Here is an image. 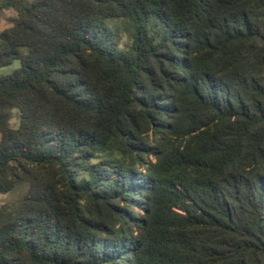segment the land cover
I'll return each instance as SVG.
<instances>
[{"label":"trees","instance_id":"trees-1","mask_svg":"<svg viewBox=\"0 0 264 264\" xmlns=\"http://www.w3.org/2000/svg\"><path fill=\"white\" fill-rule=\"evenodd\" d=\"M0 10V264H264V0Z\"/></svg>","mask_w":264,"mask_h":264},{"label":"rangeland","instance_id":"rangeland-1","mask_svg":"<svg viewBox=\"0 0 264 264\" xmlns=\"http://www.w3.org/2000/svg\"><path fill=\"white\" fill-rule=\"evenodd\" d=\"M16 18V13L13 10H0V32L4 30L6 27L10 26L12 20ZM20 67V62L15 61L12 65L7 67H0V76L8 75L12 73L14 70ZM18 125V111L14 110L12 112L11 126L17 127ZM25 189H17L13 193L7 195L0 196V205L6 202L13 201L17 199Z\"/></svg>","mask_w":264,"mask_h":264}]
</instances>
